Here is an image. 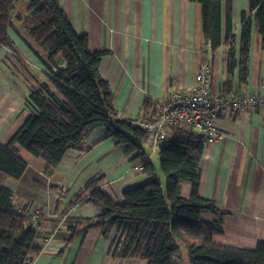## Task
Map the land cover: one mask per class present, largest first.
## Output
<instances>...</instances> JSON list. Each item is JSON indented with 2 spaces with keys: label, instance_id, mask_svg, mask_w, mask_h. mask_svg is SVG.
Listing matches in <instances>:
<instances>
[{
  "label": "crops",
  "instance_id": "0c3cea01",
  "mask_svg": "<svg viewBox=\"0 0 264 264\" xmlns=\"http://www.w3.org/2000/svg\"><path fill=\"white\" fill-rule=\"evenodd\" d=\"M28 5L17 2L14 14L25 15ZM60 5L76 32L88 34L91 52L108 51L101 61L100 72L115 94L113 104L120 117L137 120L143 116L146 97L163 106L170 91L191 86L202 62L203 49L213 53L214 92H220L227 80L226 49L214 52L205 43L197 2L60 0ZM242 12L250 15L249 0H237V6L233 0L237 54ZM9 35L13 50L0 47V143H7L30 115L32 87L47 82L43 62L24 38L27 31L23 23L15 20ZM231 79L232 90L242 94L264 93V38L255 24L247 83L240 82L237 69ZM218 125L223 136L207 143L203 150L199 194L226 213L224 233L214 235L213 241L254 249L258 241H264V108L234 113L231 121H220ZM18 153L29 165L24 177L19 181L1 178L0 183L15 193L19 206L28 203L29 209L45 206L56 211L60 202L56 211L60 214L90 179L99 176L100 186L122 202L126 189L152 178L133 169L137 161L108 139L103 127L96 128L80 149L70 150L49 177L43 174L46 167L43 159L35 158L22 147H18ZM160 158L159 154L150 160L160 163ZM191 190L192 183L183 181L181 195L188 198ZM102 213L100 207L79 203L71 209L70 216L93 218ZM201 217L205 221L217 218L209 210H204ZM40 221L37 245L42 251L34 256L33 264H147L142 259L113 257L111 245L122 232L117 225L108 238L99 229L90 228L67 243L64 220L50 241L44 239V233L50 230L48 219ZM179 264H189L184 251L179 255Z\"/></svg>",
  "mask_w": 264,
  "mask_h": 264
},
{
  "label": "trees",
  "instance_id": "16d2710c",
  "mask_svg": "<svg viewBox=\"0 0 264 264\" xmlns=\"http://www.w3.org/2000/svg\"><path fill=\"white\" fill-rule=\"evenodd\" d=\"M19 1L29 4L25 15L14 14ZM190 1L200 5L205 43L214 52L226 49L228 77L221 89L226 95L232 91L231 77L236 69L240 82L247 83L254 24L264 38V0H249L250 15L241 13L239 54L233 30V0ZM15 20L26 28L24 38L43 62L47 82L32 87L30 115L7 143H0V179L19 181L24 177L29 165L19 155L18 147L43 159V174L49 177L70 150L80 149L96 128L103 127L106 137L123 147L126 155H132L133 161H142L145 173L152 178L126 189L122 202L100 186L102 177L90 179L62 213L66 215L62 222L67 230L65 242H72L90 228L99 229L108 238L117 225L122 232L111 245L114 258L179 264V255L185 250L189 264H264V241H258L254 249L213 241L214 235L224 233L226 213L199 194L200 162L206 145L201 132L182 125L169 128L161 148L163 184L156 164L145 158L146 130L136 120L118 115L113 104L115 94L101 75V61L108 51H90L88 34L76 32L60 0H0V47L13 50L9 29ZM211 91H215L213 83ZM158 104L146 97L141 118L154 116ZM183 181L192 183L188 198L181 195ZM79 203L100 207L103 213L93 218L70 216ZM60 205L58 202L56 211ZM29 210L28 203L19 206L15 193L0 183V264L33 261L42 251L37 245L39 221L48 219L50 228L61 224V220L45 216L34 219ZM204 210L217 218L205 221L201 217ZM44 234L46 241L55 235Z\"/></svg>",
  "mask_w": 264,
  "mask_h": 264
},
{
  "label": "built area",
  "instance_id": "2783aa9c",
  "mask_svg": "<svg viewBox=\"0 0 264 264\" xmlns=\"http://www.w3.org/2000/svg\"><path fill=\"white\" fill-rule=\"evenodd\" d=\"M211 73L212 54L206 49V54H202L200 68L194 75L193 84L183 90L170 91L168 102L163 106L158 105L154 116L136 120L147 132L148 155L145 157L146 159L150 160L154 155H161L162 145L172 126H187L193 131L201 132L205 136L207 144L215 142L223 136L218 125L220 121H231L232 115L237 112L264 108V93L242 94L236 90H232L226 95H223L221 91L213 93L211 91ZM133 169L138 173H144V163L136 162ZM29 215L35 219L52 214L48 207L39 206L30 209ZM58 227L50 228L47 232L48 235L53 236ZM25 264H33V261L28 259Z\"/></svg>",
  "mask_w": 264,
  "mask_h": 264
},
{
  "label": "rangeland",
  "instance_id": "374dc122",
  "mask_svg": "<svg viewBox=\"0 0 264 264\" xmlns=\"http://www.w3.org/2000/svg\"><path fill=\"white\" fill-rule=\"evenodd\" d=\"M202 46V45H201ZM200 46V47H201ZM202 54H206V49H203V51H202ZM212 54V56H213V53H211ZM212 71H213V62H212ZM155 164H156V168H157V170H158V172H157V174L159 175V177L161 178V180L163 181V183H165V177H164V175H163V172H162V170H161V167H160V163H158L156 160H155ZM49 208V207H48ZM49 210H50V208H49ZM50 213L52 214L51 216H46L45 215V217H48V218H52V217H58V218H60L61 220H64V218H63V216H66L65 214H63L62 215V213H60V214H58V213H56V211H51L50 210ZM63 218V219H62ZM55 232V231H54ZM55 234V233H54ZM184 252L186 253V251L184 250Z\"/></svg>",
  "mask_w": 264,
  "mask_h": 264
},
{
  "label": "bare ground",
  "instance_id": "6f19581e",
  "mask_svg": "<svg viewBox=\"0 0 264 264\" xmlns=\"http://www.w3.org/2000/svg\"><path fill=\"white\" fill-rule=\"evenodd\" d=\"M236 6H237V0H236Z\"/></svg>",
  "mask_w": 264,
  "mask_h": 264
}]
</instances>
